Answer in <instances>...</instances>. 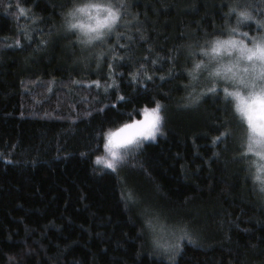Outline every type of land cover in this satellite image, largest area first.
<instances>
[{
  "label": "trees",
  "instance_id": "trees-1",
  "mask_svg": "<svg viewBox=\"0 0 264 264\" xmlns=\"http://www.w3.org/2000/svg\"><path fill=\"white\" fill-rule=\"evenodd\" d=\"M79 2L0 0V264H264V193L235 86L188 74L208 41L264 33V0H115L122 23L93 48L64 28ZM156 101L155 140L116 171L98 166L102 134ZM146 209L191 242L156 253Z\"/></svg>",
  "mask_w": 264,
  "mask_h": 264
},
{
  "label": "clouds",
  "instance_id": "clouds-1",
  "mask_svg": "<svg viewBox=\"0 0 264 264\" xmlns=\"http://www.w3.org/2000/svg\"><path fill=\"white\" fill-rule=\"evenodd\" d=\"M122 8L123 5L116 3L115 0H80L64 13V28L76 34L77 41L82 47L93 48L97 43L104 42L115 32L117 25L122 23L120 19ZM241 12L245 11L240 10L239 16ZM248 16L249 19H253L250 14ZM233 29L238 31V28ZM233 29L232 32H236ZM255 38V42L252 40L250 43L232 36L215 38L207 42L208 47L200 48L199 51L217 62L213 75L222 76L235 85L229 92L234 100V107L239 112L241 108L251 110L255 127L250 125L248 120L247 122L252 137L264 140V136L261 135L264 131V33ZM217 41L221 43L218 44ZM241 42L248 46L243 54L240 51ZM257 43L259 48L256 47ZM229 53L232 55L229 56ZM249 54L252 56L251 59L248 58ZM202 64L195 63L188 72L189 76L195 78L194 74ZM257 156L262 162L253 165L254 170L250 178L257 189L264 193V148L260 147L257 150Z\"/></svg>",
  "mask_w": 264,
  "mask_h": 264
},
{
  "label": "snow or ice",
  "instance_id": "snow-or-ice-1",
  "mask_svg": "<svg viewBox=\"0 0 264 264\" xmlns=\"http://www.w3.org/2000/svg\"><path fill=\"white\" fill-rule=\"evenodd\" d=\"M21 13H24L23 9H21ZM240 16L244 20L249 19V16L246 12H241ZM233 31H236V29H233ZM244 35L247 36L248 34L244 33ZM252 39L255 42L256 38L253 37ZM16 43L19 44V41H17ZM217 43L219 44L221 42L217 41ZM256 47L259 48L258 43L256 44ZM247 48L248 46L241 42L240 51L242 54ZM248 58H252L251 54H249ZM200 63H203V61H201ZM109 68H111V65H109ZM141 68H143V65H141ZM137 75H139V73L132 75V79L134 81L136 80ZM144 76L148 80L152 79V77L148 76L147 73H144ZM93 83L98 87L100 86L99 81H93ZM209 91H213V89H209ZM225 91H227V89H225ZM117 98L124 99V97L122 96ZM185 107H187V105H185ZM161 108L162 105L160 104V102L156 101L155 107L149 108L145 106L139 112H137V116L142 115V119H133L130 114L129 122L122 123L119 127L115 128V130H109L103 133V148L107 153V158L97 157V162L104 163L109 169L115 170V168L120 165V163L124 159V157L120 154L119 149L126 148L129 145L133 144H136L138 146L142 142V140L155 138V134L161 130L160 126L163 120V116L161 115ZM240 110L246 116L249 124L255 127V125H253V116L251 114V110L246 111L243 108H241ZM261 135L264 136V131L261 132ZM254 144L264 148V140H258L254 137H250L248 151L253 150ZM184 238L189 239V241L191 242V236L186 231H184L183 235L180 237V239ZM178 246L179 245H176L175 247Z\"/></svg>",
  "mask_w": 264,
  "mask_h": 264
},
{
  "label": "rangeland",
  "instance_id": "rangeland-1",
  "mask_svg": "<svg viewBox=\"0 0 264 264\" xmlns=\"http://www.w3.org/2000/svg\"><path fill=\"white\" fill-rule=\"evenodd\" d=\"M231 55H232V53H229V56H231ZM216 63L217 62L210 60L208 58L206 60L205 64H203V66H202L204 69V73L206 75L210 76L211 78H213L215 76V75H213V70L216 67ZM216 76H218V75H216ZM226 81L229 82L231 85H233L231 83V81H229V80H226ZM239 114L244 119L246 126H247L248 139L246 142H247V145L249 148L250 137H252L251 129H250V126L247 122L246 116H244V114L241 112H239ZM142 118H143L142 115H140V118H138V119H142ZM157 135H158V132L155 134V138ZM155 138H148V139L142 140V142L153 141V140H155ZM133 145H136V144H133ZM133 145H129L126 148L119 149L120 154L123 156V152ZM259 148H260L259 145L254 144L253 150L250 151L252 154H254L255 159H256V163L262 162L261 158L259 156H257V150ZM99 157L107 158V153H106L104 148H103V154ZM96 164L102 168H108L106 166V164L98 163L97 159H96ZM120 166H121V164L118 165L114 171L118 170ZM111 170H113V169H111ZM126 191H127L126 193H127V197L129 199V201L133 204V206L137 205L136 195H134V193L131 190H129L128 187H127ZM146 210L147 211L142 212V213H143V216L145 213V216L143 217L144 221H145V228H146L148 235L150 237L151 246H152L153 250H155V252L158 254L170 256L173 253V251L176 249L175 246L177 245L179 238L183 235L182 232H180V230H179V226L176 225L177 223L174 224L171 221L168 223L165 220H162L155 213L149 212V209H146Z\"/></svg>",
  "mask_w": 264,
  "mask_h": 264
}]
</instances>
